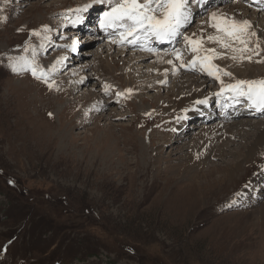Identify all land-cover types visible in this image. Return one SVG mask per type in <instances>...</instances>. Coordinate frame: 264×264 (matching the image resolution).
I'll list each match as a JSON object with an SVG mask.
<instances>
[{
  "label": "rangeland",
  "instance_id": "374dc122",
  "mask_svg": "<svg viewBox=\"0 0 264 264\" xmlns=\"http://www.w3.org/2000/svg\"><path fill=\"white\" fill-rule=\"evenodd\" d=\"M86 1L0 0V264H264V147L242 166L243 171L222 182L215 181L223 175L219 169L227 161H238L239 155L209 157L216 177H210L212 181L201 195L191 191L187 196L191 202H181L179 213L171 217L162 203L167 193L160 195L164 181L181 176L189 162L188 141L201 126L219 121L196 119L185 133L184 124L178 130L183 120L168 108L176 97L170 81L167 90L144 92L143 78L148 74L134 73V81L125 79L128 68L136 64H128L130 50L114 56L123 49L109 42L114 36L103 35L97 26L70 35L75 14L69 10ZM236 3L248 10L244 15L252 19H244L256 26L251 0H219L186 34L191 36L200 21L208 24L209 14L219 8H227L225 13L231 16L229 11ZM99 9L91 11L89 23L106 11ZM262 15L264 10L257 20L263 19ZM33 30L40 35H34ZM84 34L99 40L83 43L80 54L72 55V48L64 45H71L77 37L84 42ZM259 34L264 47V29ZM100 44L112 47V64L88 53ZM21 56L34 58L45 70L59 57L66 59L46 84L29 70H13L15 58ZM84 60L91 61L89 68L95 75L78 87L73 79L83 83L90 73L73 74ZM251 62L222 61V65L232 63L237 69L226 68L237 74L224 76L225 82L239 79V73L246 76L243 79L264 78V52ZM68 63L70 67L63 71ZM167 70L170 74V68ZM180 73L193 74L188 70ZM160 74L158 70L151 75ZM200 77L198 84L207 87L204 96L210 89L220 90L219 81L206 86L207 76ZM106 83L112 86L107 91L111 102L104 101L108 110L103 108L98 114L102 106L98 105L97 90H105ZM91 88L96 89L92 95L88 92ZM126 89L133 91L116 95ZM144 95L150 96L146 103L141 101ZM194 101L182 109H194ZM111 113L126 116L108 119L105 115ZM246 117L233 120L236 124L264 121V114ZM178 131L184 134L179 137ZM244 132L250 135L245 140ZM256 132L257 124L242 131V140L225 149L243 152ZM108 133L110 138H103ZM141 142L147 154L142 152ZM197 157L192 153V162L198 161ZM239 194L243 197L235 196Z\"/></svg>",
  "mask_w": 264,
  "mask_h": 264
},
{
  "label": "bare ground",
  "instance_id": "6f19581e",
  "mask_svg": "<svg viewBox=\"0 0 264 264\" xmlns=\"http://www.w3.org/2000/svg\"><path fill=\"white\" fill-rule=\"evenodd\" d=\"M89 1L90 0L86 1L88 3H86V2L85 3L86 4H90ZM258 1H260V0H258ZM102 6H109V5H107V4H94L91 8H89L86 11L80 13V15L83 16V22L82 23H78V24L71 23V27H72L73 30H72L70 35H75L77 33L81 34V32H83V31H87L88 30V32H89L90 30H93L92 28H89V26H88L89 22H91L93 20L92 19L93 17H92L91 10L93 8H100ZM254 8L256 9L257 12L261 10V6L258 5V4ZM226 9L227 8H222V9L219 8L217 11L225 13ZM232 10L230 9V11H229V14L231 16L235 15L237 18H240V19H244L245 17H249L248 15H244V11H248V10L245 9L240 3H236V5L232 7ZM257 12H255V16L256 17H254V18H255L256 21L254 23L257 24V25L259 23V25H258L259 27H257V25L254 26L253 30H255L259 34V31L264 29V17H263V19H260V21L257 20L258 15H261V13H257ZM97 13L98 12H96V14ZM262 16H264V15H262ZM254 18H253V20H254ZM250 19H252V18H250ZM74 20H75V18H74ZM94 21H96V20L94 19ZM92 25H90V26L92 27ZM202 28L205 30V35H208L210 33V29H209L208 24H205L203 21H200V22L197 23V25L195 27L192 28L191 35H192V33H196L197 36H198L199 33H200V30ZM75 29H77V31ZM211 30H212L211 34H213L214 30L213 29H211ZM84 35L82 36V37H84L82 39H85L84 42H82V40L79 39L78 37L76 38L77 40H75V41H78V44H77L76 50L75 51L72 50V55H79L80 54V50L79 49L82 47L83 43L84 44H86V43L92 44V43L96 42L97 40H99V38L97 39V38H92L90 36H86V35L84 36ZM154 42H155L154 43V48H156V49L161 48L163 46V44L170 43V42H157V41H154ZM205 46L209 47V48H217L218 51H221V52L226 51L224 49H220L218 47V45L213 44V43H211V44L207 43ZM262 46H263V44L261 43V47ZM111 48L112 47H107V45L105 46L104 44H100V46L98 47V49H96V51H93V53H92V51H90L88 53H90L92 55L93 54L97 55V57L95 56L96 60L104 58L105 60L107 59L106 61L110 62L111 59H113L112 58L113 56L112 55L110 56V54L113 52V51H111ZM130 48H134V51H130L129 52V56H128L127 61H128V64H132V65L136 64V67L130 66L128 68V73L125 74V79L127 81H134V78L132 76L134 73L143 74V72H146L148 75L143 78V84L146 85V88H145L144 92H147L148 90H154V89L155 90H159V91L167 90L169 88L167 86V82L170 81L171 85H174V89L175 90L173 91V94L176 97H175V100L172 103V105H170L168 108H169V110H171L173 112L177 111L178 112L177 115H179L180 119L183 120V122L180 123V125L177 127L178 130L182 126V124H184L182 128H184V133H185V131L188 130L189 127L192 126L191 123H195L196 122V119L197 120H204L205 118H211L212 117L213 110L215 109L214 106H212L213 103L211 104V107H208V105L199 104V103H197V101L207 100L208 104H210V102L215 100V96H216L217 91L210 89V90H208L209 93L206 96H204L203 94L207 93V91H206L207 87L205 89L203 83L198 84L199 79H197V77L207 76V81L204 82V83H206L205 84L206 86L208 84L216 85L218 83L217 80H214L212 77H210L207 74L202 73V72H199V74H200L199 75L198 71H192L193 74H191V75L190 74H184V73H180V75H178V71L173 69V65H170V64L166 63L167 60L173 59L170 51H169V53L167 55H164V53H160L159 56H158L157 54L149 53L147 51H144L140 47H134V46L125 44L123 46V49L120 50L121 53H119L118 55H114V56L116 57V56L124 55L130 50ZM126 50H127V52H126ZM183 52H184V59L186 58L185 63H187L189 60L192 59L193 54L191 52H189L187 49H185V50L183 49ZM45 53H46V51L44 50L43 54H45ZM230 56H231V52H227V55L225 56V58H223V59H219L218 58V59L214 60V63L218 64L220 67H222L224 69H226V68L229 69L231 67H232V69H234L235 67L233 66L234 64H232V63L229 66L222 65V63H221L222 61H225L226 59H230L229 58ZM150 59H152V62L148 63L147 61L150 60ZM75 60H77V59H75ZM176 63H177V65L179 64V62H176ZM70 64L71 63H68L66 65V67L63 68V71L67 70L70 67ZM90 64H91V61H88V60L85 61L84 60V61L81 62V65L79 64L81 67L79 66V68H77V69L75 68V70L73 71V74L75 75V74L83 73L85 71H89L90 70V73H87V76H86L87 79L85 80V82H83V83L81 82L79 84V81L77 82V80L73 79L74 80L73 83L74 84H78V87L80 85H82V84L86 85L88 83V80L91 79L95 75V73L92 74V72L94 70L89 68ZM110 64H112V63L110 62ZM110 64L108 63V65H107L108 68H109V66H111ZM68 65H69V67H68ZM253 66H254V64H253ZM167 68L168 69L170 68V74H168L169 70H168V73L165 74V69H167ZM158 70L161 72L160 75H156V76L151 75L154 72L158 74ZM180 70L181 71H185L184 68H181ZM149 72H151V74H149ZM236 74H237V72L236 73L233 72L234 76ZM239 75H240L239 79H243L241 77H246V76H243L240 73H239ZM65 76H67V75H65ZM173 76H176V78H172ZM259 78H262V77H259ZM248 79H250V78H248ZM161 81H164V82L161 83ZM68 82L70 84L72 82V79H70ZM79 90H81V89H79ZM95 90L96 89L91 88V90H89L88 92L90 93V95H92V93H94ZM98 90H97L98 96L101 98V103L98 104V105H101L102 108L101 109L100 108L97 109V113L100 114V112L103 111L102 110L103 108L107 109V107L104 106V101H105V103H110L111 101H110V94L108 92H106L105 90L99 92ZM64 91H65V89H64ZM171 94H172V92L170 90L167 93V96L169 97V96H171ZM202 95L204 97L197 99L199 96H202ZM148 99H150V96L149 95H144L141 98V101L143 103H146ZM192 100H195L193 102L194 109H191V110H188V108L182 109V108L185 107V105H187ZM231 102L233 104V107H237V106H240L242 104V103H237L236 101H231ZM200 112H202V113H200ZM248 113H249V110H248V112L245 111L244 113L236 112V116L239 117L241 115H243V116L247 115V116H249V117H246L247 119H253V118L258 117V116H263L264 111H262V112H254V113H251V114H248ZM117 115L118 116H126V114H123V115L122 114H120V115L117 114ZM117 115H114V114L111 113V114H107L105 116L108 117V119H111L112 117L113 118H117L118 117ZM223 115H227V114L221 113V117ZM186 116H187V118H186ZM194 117H198V118H194ZM217 118L221 119L218 123H216L213 126H210V125L201 126L200 131L197 132L195 134V136H193L190 139V141H188L189 142V150H190V152L189 151L187 152V158L186 159H189V162L183 168V172H182L181 176L178 179H176V180L173 179L174 177L173 178L172 177H167L166 181H164L165 184L162 186L164 188H162V191L160 192V195H165L164 193H167L166 194V199L162 203H163V206L166 209L167 213L170 214L171 217L173 215H175V214H178L179 213L178 210L182 207V205L186 204L191 199L190 196L187 198L188 194L191 191H197V195H201L203 193V188L208 187V184L212 181V179L210 177L215 176L214 175L215 173L211 172V169H212L213 166L211 167V164L207 160L209 157L211 158L213 156L215 157V156H218V155L219 156H226V155H231V154L239 155V157H237L238 161H235V160L229 161V162L227 161L226 164L222 167V169L218 168L220 173L223 172V175H221L218 179L216 178L215 181L218 180L219 182H222L224 179L233 178V176L236 174L237 171H239V170L243 171L242 170V168H243L242 166H245L246 164L248 165V163H250L252 161L251 158L258 152V150L261 149V147H264V121L253 122L251 120H246V121L242 120V122H240L239 124H236L238 122L233 120V119H224V120H222V118H219L218 116L214 117L213 121H215V119H217ZM212 119H213V117H212ZM184 120L185 121L188 120V122H185ZM225 121H228V122H231V123L235 122V124H233V125H228V124L224 125L223 123L222 124L220 123V122H225ZM84 122H85V120H84ZM122 124H124V123H122ZM255 124H257L256 137H255V139L253 137V141L250 140L251 143L246 146V148H245V150L243 152H239V151L236 152V151H233V150L228 149V148L225 149L228 145L236 144V141L238 139L242 140L243 137H240L241 132L245 131L249 127H254ZM129 125L130 124H128L127 126H129ZM162 132L164 133V131H162ZM184 133H180L179 137L181 135H183ZM244 133H246V132H244ZM233 134L235 135V137L231 136ZM108 135H109V133L107 135L104 134L103 138H108L109 137ZM252 135H253V133H252ZM249 136L250 135L248 133H246L245 136H244V140H245V137L249 138ZM161 137H163V135ZM188 142H186V144ZM140 147H141L142 152L146 153V151H147L146 147L144 146V144L142 142H141ZM192 153H196L197 154L198 161L194 160V162H192L193 161V159H191L192 158ZM247 168H249V167H247ZM179 169L181 170L182 168H178V170ZM147 172L148 171H146V173ZM202 179H205V181L202 180ZM235 196L243 197V196H245V193H244L243 196L240 195V194L239 195H235ZM181 202H182V205H181ZM190 202H191V200H190ZM177 220H178V218H177Z\"/></svg>",
  "mask_w": 264,
  "mask_h": 264
},
{
  "label": "snow or ice",
  "instance_id": "6c2138e0",
  "mask_svg": "<svg viewBox=\"0 0 264 264\" xmlns=\"http://www.w3.org/2000/svg\"><path fill=\"white\" fill-rule=\"evenodd\" d=\"M94 4L110 6L109 10L100 17L99 27L108 32L110 38L116 37L112 39V43L140 47L144 51L156 53L159 56V50L152 46L153 41L170 42L173 44L171 52L173 59L167 60L166 63L173 65L174 70L179 71L184 68L205 73L219 81L221 88L216 95L230 93V98L237 103H245L250 109L264 111V78L235 79L232 83H226L223 77H232L233 73L214 63V60L218 58H225L227 52H231L230 59L240 62L245 60L251 62L254 57L264 52V47H261L262 34L253 30L250 20L214 11L209 14L208 21V26L214 30V33L205 35V30L202 28L198 36L196 33L190 36L185 30L193 20V5L199 8L206 4V0H92L91 4L69 10L76 14L75 20L71 22L82 23L83 16L80 13ZM33 34L39 36L40 32L33 30ZM207 43L216 44L226 51L221 52L217 48L206 47ZM77 44L78 41L74 40L71 45H64V47H71L75 51ZM176 44H182L183 49L193 54L192 59L187 63L184 61L183 49L175 47ZM15 59L16 63L11 65L13 70H29L37 79L48 84L51 73L58 70L57 65L61 64L66 57H59L51 65L50 70L40 67L34 58L28 59L21 56ZM167 71L165 69V74ZM49 86H54V82ZM111 87L107 83L104 85L106 92ZM132 91V89H126L125 92H117L116 95L123 96ZM197 103L204 104L207 100H200Z\"/></svg>",
  "mask_w": 264,
  "mask_h": 264
}]
</instances>
